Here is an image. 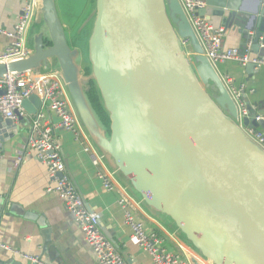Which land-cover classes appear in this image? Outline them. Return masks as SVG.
<instances>
[{
  "label": "water",
  "instance_id": "95a60500",
  "mask_svg": "<svg viewBox=\"0 0 264 264\" xmlns=\"http://www.w3.org/2000/svg\"><path fill=\"white\" fill-rule=\"evenodd\" d=\"M240 1L206 0L197 14L223 18ZM262 3L245 25L260 56ZM90 20L88 73L56 1L38 0L31 26L46 23L48 31L35 45L27 38L28 55L0 61V80L58 71L91 140L126 190L169 219L209 264H264V149L237 124V105L181 0H95L93 17L81 28ZM23 107L34 116L41 100L33 95ZM244 123L251 125L250 118ZM16 132L17 124L0 116V149Z\"/></svg>",
  "mask_w": 264,
  "mask_h": 264
},
{
  "label": "crops",
  "instance_id": "0c3cea01",
  "mask_svg": "<svg viewBox=\"0 0 264 264\" xmlns=\"http://www.w3.org/2000/svg\"><path fill=\"white\" fill-rule=\"evenodd\" d=\"M24 0H0V27L11 31L21 11ZM62 24L67 32L72 48L78 49L82 59L80 63L89 73L90 64L87 59L88 34L92 20L85 28V21L93 17L95 0H55ZM264 0H241L238 10L225 9L224 17L207 18L214 26H224L226 35L224 47L244 48L251 43V35L245 25L249 16ZM229 12L232 17L227 21ZM227 21V22H226ZM32 28V29H31ZM48 31L46 23L35 22L27 35L32 45ZM48 38L46 42H49ZM11 39L0 34V54ZM28 44V43H27ZM253 54H257L252 51ZM260 53L264 55V39ZM242 66L236 61L218 64L221 75L229 74L235 85H246V101L255 107L257 113L264 114V67ZM68 90V89H67ZM69 94V91H68ZM71 103L84 127L76 107L69 94ZM32 115L27 114L24 121H18L17 132L8 138L0 149L3 158L0 161V229L4 242L23 252L40 255L48 264H98L91 247L84 240L74 215L66 208L63 201L55 193L47 192L50 178L46 165L35 157L28 155L17 162L19 152L24 150L30 133ZM49 118L56 122L51 112ZM264 130V122L259 124ZM54 137L62 147L68 174L78 192L85 199L91 210L101 213V225L106 236L116 243L122 256L129 264H153L151 256L141 250L132 237V230L125 222L124 209L119 200L121 194L128 198L129 205L135 214L145 223L148 232H158L164 239L166 247L183 256L193 264H209L199 257V253L190 246L171 224L169 219L155 214L139 200L124 189L122 182L116 178V189L107 190L97 176L90 155L83 150L80 143L74 141L72 132L57 129ZM96 147V146H95ZM109 168V167H108ZM110 169V168H109ZM1 207V205H0ZM0 264H31L23 258L14 256L0 248Z\"/></svg>",
  "mask_w": 264,
  "mask_h": 264
},
{
  "label": "built area",
  "instance_id": "2783aa9c",
  "mask_svg": "<svg viewBox=\"0 0 264 264\" xmlns=\"http://www.w3.org/2000/svg\"><path fill=\"white\" fill-rule=\"evenodd\" d=\"M181 3L202 43L204 54L216 68L219 63L227 61H236L242 66L252 63L256 68L264 67V56L253 54L251 43L244 48L224 47L226 28L214 26L209 19L197 14L199 9L206 7V0H181ZM37 4L38 0H24L14 28L9 31L0 27V34L11 39L5 51L0 54V61L8 62L31 53L27 44V35L34 20ZM185 44L186 41H183V45ZM221 76L237 105V124L264 149V130L258 128L259 124L264 122V114L256 113L252 117L250 113L256 109L251 104L249 107L243 96L246 85L244 83L235 85L234 78L229 74ZM0 88L5 91V94L0 95V116L15 123L21 116L25 117L28 114L23 107L26 99L37 95L41 100V107L32 117L29 137L24 150L19 152L17 162L34 154L46 165L50 178L46 191L58 195L74 215L84 240L94 252L98 264H129L116 243L104 233L101 213L88 207L72 182L62 155V147L54 137V131L57 129L72 132L74 141L80 143L83 150L90 155L104 188L110 191L116 189V177L84 130L60 73L58 71L10 73L5 79L0 80ZM50 112L57 118L56 122L49 118ZM246 117L250 118L251 125H245ZM2 158L3 153L0 150V161ZM119 203L124 209L125 222L132 230V237L140 249L151 256L153 264H193L179 253L169 250L165 239L158 232L146 230L144 221L135 214L125 195L121 194ZM0 248L31 264H48L40 255L23 252L4 242L1 229Z\"/></svg>",
  "mask_w": 264,
  "mask_h": 264
},
{
  "label": "trees",
  "instance_id": "16d2710c",
  "mask_svg": "<svg viewBox=\"0 0 264 264\" xmlns=\"http://www.w3.org/2000/svg\"><path fill=\"white\" fill-rule=\"evenodd\" d=\"M91 95H92V98H93L94 102L97 103V105L99 106V108L101 110L102 108L100 107V104L98 102L97 96L95 95L94 89L91 90ZM258 128H260V126H258Z\"/></svg>",
  "mask_w": 264,
  "mask_h": 264
},
{
  "label": "rangeland",
  "instance_id": "374dc122",
  "mask_svg": "<svg viewBox=\"0 0 264 264\" xmlns=\"http://www.w3.org/2000/svg\"><path fill=\"white\" fill-rule=\"evenodd\" d=\"M96 95V94H95ZM98 98V97H97ZM101 112L105 115L103 109H101ZM199 257L202 259V257L199 255ZM203 261L207 262L205 259H202Z\"/></svg>",
  "mask_w": 264,
  "mask_h": 264
}]
</instances>
